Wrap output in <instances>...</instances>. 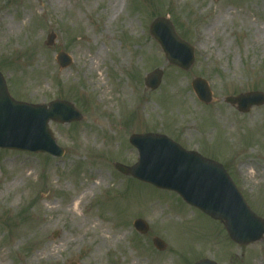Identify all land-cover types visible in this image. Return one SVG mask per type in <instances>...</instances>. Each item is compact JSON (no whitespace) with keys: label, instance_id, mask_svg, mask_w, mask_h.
I'll return each instance as SVG.
<instances>
[{"label":"rangeland","instance_id":"1","mask_svg":"<svg viewBox=\"0 0 264 264\" xmlns=\"http://www.w3.org/2000/svg\"><path fill=\"white\" fill-rule=\"evenodd\" d=\"M111 3L0 0V15L4 12L7 22H17L24 10H31L16 35L3 38L0 19V71L10 95L31 104L67 100L83 114L79 122H49L65 150L61 157L0 149V255L6 251L7 264H129L131 254L146 264H194L204 258L218 264H256L260 256L264 264V236L238 244L221 220L186 204L176 192L115 167L117 162H138L132 134H166L223 164L264 220V177L251 181L247 174L252 170L245 169L254 163L264 170V104L244 113L226 100L264 93V0H118L116 13ZM159 16L171 19L195 46L196 62L190 70L171 65L150 35V24ZM51 32L57 36L48 45ZM61 51L73 60L65 68L56 58ZM97 51L100 70L92 71L90 59ZM157 67L164 70L163 81L151 90L145 76ZM195 77L209 82L210 104L194 92ZM124 86L130 90L127 96ZM255 112L260 117L251 124ZM227 117L235 121L234 128ZM102 175V184L87 196L79 213L93 214L117 237L95 253L93 240L76 241L70 214L52 212L48 205L68 210L73 194ZM16 179L20 183L8 187ZM140 217L149 222L146 234L133 226ZM50 218L53 223L40 231ZM155 236L166 242L165 250L155 247ZM47 242L59 247L52 258L42 254Z\"/></svg>","mask_w":264,"mask_h":264},{"label":"water","instance_id":"2","mask_svg":"<svg viewBox=\"0 0 264 264\" xmlns=\"http://www.w3.org/2000/svg\"><path fill=\"white\" fill-rule=\"evenodd\" d=\"M151 35L161 45L170 64L189 70L195 63V47L183 39L168 17L154 19ZM52 32L48 44L54 42ZM62 67L71 63L69 56L58 55ZM163 70L158 68L146 77V84L156 89L161 84ZM193 87L199 98L207 103L212 91L203 78H195ZM229 102H239L241 111H248L254 104L264 103V94L251 92L238 97H228ZM83 118L74 104L55 100L49 104H29L14 100L8 92L0 72V147L28 151H46L62 156L64 150L57 145L49 128V121L73 122ZM131 142L140 153L139 162L131 167L116 164L126 174L153 183L155 186L178 192L183 199L215 219L223 220L233 240L246 245L260 240L264 235V220L253 212L224 167L195 151H187L165 135H133ZM142 233L149 225L142 219L135 221ZM155 245L164 250L166 243L156 237ZM195 264H216L204 259Z\"/></svg>","mask_w":264,"mask_h":264},{"label":"bare ground","instance_id":"3","mask_svg":"<svg viewBox=\"0 0 264 264\" xmlns=\"http://www.w3.org/2000/svg\"><path fill=\"white\" fill-rule=\"evenodd\" d=\"M112 3L110 4L112 7L113 12L116 13L117 8L119 6L118 4V0H111ZM31 14V10H24L23 12V18L18 20L17 22H12V19H9L10 21H6V18H9L6 16V14L3 12L0 15V19L3 21V29L1 30V36L6 37L7 35H16L20 29L23 27V25H25L28 21V18ZM264 47V44H263ZM101 52L97 51L95 53V55L90 59V65H89V69L92 71L95 70H100V63H99V57H100ZM123 54H121L122 56ZM125 61V59H124ZM101 78L103 79V74L100 73ZM105 84V82H104ZM130 92L129 87L128 86H124L122 88V93L124 95H128ZM104 94V92H103ZM260 114L258 112H255L254 114H252L249 117V122L251 124L257 122V120L259 119ZM227 121H230V128H234L235 127V121H233V119L230 120V118H226ZM248 167L246 168H250L252 171L251 173L247 174L249 175V179L251 181L260 178V177H264L263 176V167L260 164H257V166L254 165V163L247 165ZM245 169H243V166H240V171L241 173H246ZM29 175H33L34 173V169L33 168H29ZM24 169H21L19 172L20 178L22 179V181L25 179L24 177ZM105 175L99 176L98 178V182L96 183H88L87 186H84L85 184H83L81 191H76L75 194H73L72 198H71V203H69L68 208L70 209H64V208H59V207H55L52 203H49L48 208L52 211V212H56V211H62V213H69L70 214V220H71V226L70 229L73 230L74 232H76L77 234V238L76 241L78 242H84L85 240H93L96 243V248L94 250L95 253H97L98 251H100L101 249L105 248L106 246H108L109 244L113 243L117 237V235L111 236L110 234V230L108 229L109 227L107 225H103L100 222L97 221L96 217L93 214H89L87 216H84L82 213H79L80 210L84 209L85 206V200L87 198V196L89 194H91L98 186H100L102 184V181L105 179L104 177ZM20 183L19 180H14L13 182L8 184V187L13 188L16 185H18ZM8 189V188H7ZM19 197L16 199L18 200ZM54 218H50L48 219V222L41 227L40 231H44L50 224L53 223ZM122 233H124V230L120 231ZM59 250L58 246L53 245L51 242H47L42 249V254L45 253L49 258H52L55 256L56 252ZM132 259L131 262L129 264H146V261H140L138 258L136 259L133 254H131ZM263 262V256L257 257L255 258V263L256 264H262ZM7 264L8 260H7V256H6V251H3V255H0V264Z\"/></svg>","mask_w":264,"mask_h":264}]
</instances>
